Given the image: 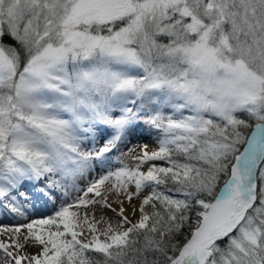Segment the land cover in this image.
<instances>
[{
	"label": "snow or ice",
	"instance_id": "snow-or-ice-1",
	"mask_svg": "<svg viewBox=\"0 0 264 264\" xmlns=\"http://www.w3.org/2000/svg\"><path fill=\"white\" fill-rule=\"evenodd\" d=\"M149 108L158 149L24 225L38 255L0 243L15 264H264V0H0V208L24 216L43 177L41 196L67 197ZM112 180L129 203L149 194L100 232L72 209L110 208Z\"/></svg>",
	"mask_w": 264,
	"mask_h": 264
},
{
	"label": "rangeland",
	"instance_id": "rangeland-1",
	"mask_svg": "<svg viewBox=\"0 0 264 264\" xmlns=\"http://www.w3.org/2000/svg\"><path fill=\"white\" fill-rule=\"evenodd\" d=\"M160 110L165 115L171 114V109L164 107V105H160ZM152 112H153L152 108L146 109L144 112H142L141 118L127 132V134L125 135L123 140L118 144L114 152L108 154L107 160L103 162L106 164L108 168H102L99 169L98 171H94V173L91 174L92 175L91 178L87 179L85 183L81 182V179H77L74 182V186L72 182H68L67 197L62 196L61 192L59 190H56L57 199L55 201L52 200L53 204L49 208L51 211H47V212L45 211L48 209L47 206V208L41 211L42 215H40L38 218L45 219L54 216L55 212L59 210V207L63 202L66 201L67 203H72L77 199L78 196H82L83 193L81 190H85L87 188L89 181H94L96 179H99L101 175H106L109 172H115L123 166H128L129 168L135 167L136 165L135 157L139 156L142 153V151L145 150L144 148L145 145L147 146L146 151L149 153L157 150L158 140L161 136V133L148 123V117ZM107 131L109 130H106L103 126H99V131L96 132L97 139L94 142V146L96 148H99L101 146L103 139L107 136ZM149 165H156L158 167L168 166L166 162L163 160L148 161L146 164H144L141 167V171L146 172L148 170ZM52 179H60V177L54 176L52 177ZM40 181L39 180L28 181L22 186V190L30 192L32 194L31 196L34 197L35 201L32 203L42 202L41 199H39V201H36L40 197L39 195H37L38 192L37 188L44 186L47 183L48 178L43 177L40 179ZM114 182H115L114 180L109 181L108 183L105 184V186L101 190L104 196L107 197V203L111 205L110 208L103 206V197H95L93 194H89L87 198L95 200L96 203L90 204L87 208L81 206L78 209L76 208L72 209L74 211H78L81 217H83L84 214L87 213L90 223H95L100 232L103 231L108 224H111L113 228L117 227L114 230H120V231L123 230L118 228L119 222L121 220V217L119 216V209L121 207H123L124 209V216H126L128 220H130L131 222L135 223L140 217L139 207L142 203V200L146 195L149 194V189L146 188L140 193L139 196H134L132 201L129 203L128 200L125 198L124 194L117 196L115 191H108L111 184ZM158 190L161 191L163 190V188L161 187ZM128 191L134 192V186H129ZM171 196L178 199L183 198L182 196H179V194L177 193L172 194ZM48 203L50 204V202H47V204ZM25 204L28 207H30V200L27 201ZM135 205H137L138 207H136ZM3 225L5 224L3 223ZM5 227L10 228L11 226L8 227L5 225ZM125 227H127V225ZM43 230L47 231L48 226H45ZM52 230H55L54 226ZM36 231L37 228H34V232ZM187 231H189V229H187ZM90 235L91 234L88 233L86 230L84 237H81V239H84L85 237L90 238ZM4 237L5 238L7 237L6 240L9 243L11 240L14 241L17 240L19 243L20 241H22V243H24L25 242L24 239H26L25 236L21 237V232L16 233L14 231H10V232L8 231V233ZM101 239H103V236H101ZM31 241L33 242L34 239H31ZM10 245L11 243L6 246H10ZM26 245L25 246L20 245L19 249H17L16 247H8V251H11L13 253V256L15 257H19V256L31 257L33 255H38L41 251V246L37 242H35L32 246L30 245L27 247ZM0 264H15L14 259H12V257H8L4 249H0ZM21 264H29V261L25 259L21 262Z\"/></svg>",
	"mask_w": 264,
	"mask_h": 264
},
{
	"label": "bare ground",
	"instance_id": "bare-ground-1",
	"mask_svg": "<svg viewBox=\"0 0 264 264\" xmlns=\"http://www.w3.org/2000/svg\"><path fill=\"white\" fill-rule=\"evenodd\" d=\"M102 168H108V167L106 166L105 163L96 162L94 164L93 170H91L89 173H87L84 178H81V182L85 183V181L87 179L91 178V176H92L91 174L94 173V171H98L99 169H102ZM37 195H39L40 197L36 201H39V199H43L46 202V201L49 200V198L41 196L38 192H37ZM32 201H35L33 196H31V199H30V202H32ZM23 205H25V204H23ZM47 206H48L47 211H51L49 209L51 207V205L47 204ZM135 206L138 207L137 205H135ZM38 208L39 207H36L35 210H37ZM23 210L25 211V215L24 216H19V215L15 214V213L10 212L7 209L0 208V216H2V217H0L1 218L0 219V243H3L4 245H8L10 243H11V245L19 244V245H22V246H25L26 244H28V245H26L27 247L30 246V245L32 246L35 243V241L32 242L31 239H24L25 240L24 243H22V241H20V243H19L17 240L16 241L11 240L10 243H9L6 240L7 237L6 238L4 237L8 233V231H3V229L7 228V227H5V225L8 226V227L11 226L10 228L20 227L21 230H22V231H20L21 232V237H24V236L27 237L28 236V232H27L26 227H24V225H26L28 223H31L33 220L40 219L38 217L40 215H42L41 211L43 210V208H39L38 213L28 212L25 209V207H23ZM3 223L5 225H3ZM116 228L117 227H115L114 229H116ZM85 231H86V228H85Z\"/></svg>",
	"mask_w": 264,
	"mask_h": 264
},
{
	"label": "trees",
	"instance_id": "trees-1",
	"mask_svg": "<svg viewBox=\"0 0 264 264\" xmlns=\"http://www.w3.org/2000/svg\"><path fill=\"white\" fill-rule=\"evenodd\" d=\"M5 45H12V46H16V47H18L17 45H16V43H15V41H13L10 37H8L7 35L3 38V41H2ZM131 106V105H130ZM185 115H187V113L185 112ZM164 190V189H163ZM163 190H161V191H163ZM168 195H172V194H175L174 192H169V193H167ZM146 207V209H150V205H148V206H145ZM184 231H187V229H184Z\"/></svg>",
	"mask_w": 264,
	"mask_h": 264
}]
</instances>
